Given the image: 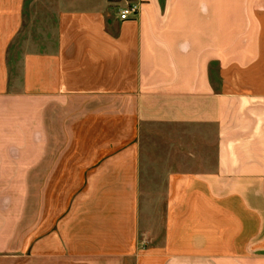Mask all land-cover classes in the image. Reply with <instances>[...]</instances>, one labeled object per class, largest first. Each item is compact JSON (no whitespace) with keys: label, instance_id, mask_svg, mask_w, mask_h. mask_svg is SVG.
Returning <instances> with one entry per match:
<instances>
[{"label":"crops","instance_id":"obj_1","mask_svg":"<svg viewBox=\"0 0 264 264\" xmlns=\"http://www.w3.org/2000/svg\"><path fill=\"white\" fill-rule=\"evenodd\" d=\"M0 264H264V0H0Z\"/></svg>","mask_w":264,"mask_h":264},{"label":"built area","instance_id":"obj_2","mask_svg":"<svg viewBox=\"0 0 264 264\" xmlns=\"http://www.w3.org/2000/svg\"><path fill=\"white\" fill-rule=\"evenodd\" d=\"M139 11V4L136 2H126L125 6L120 8V19L127 20L135 18Z\"/></svg>","mask_w":264,"mask_h":264}]
</instances>
